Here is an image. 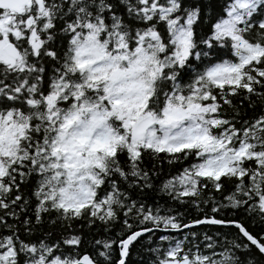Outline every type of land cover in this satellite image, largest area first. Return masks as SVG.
I'll return each mask as SVG.
<instances>
[{
	"label": "snow or ice",
	"instance_id": "snow-or-ice-1",
	"mask_svg": "<svg viewBox=\"0 0 264 264\" xmlns=\"http://www.w3.org/2000/svg\"><path fill=\"white\" fill-rule=\"evenodd\" d=\"M0 264H264V0H0Z\"/></svg>",
	"mask_w": 264,
	"mask_h": 264
}]
</instances>
